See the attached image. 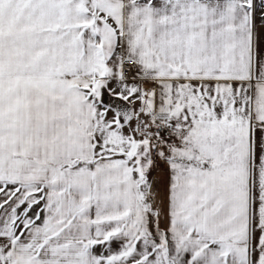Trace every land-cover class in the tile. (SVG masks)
Returning a JSON list of instances; mask_svg holds the SVG:
<instances>
[{
  "label": "snow or ice",
  "instance_id": "6c2138e0",
  "mask_svg": "<svg viewBox=\"0 0 264 264\" xmlns=\"http://www.w3.org/2000/svg\"><path fill=\"white\" fill-rule=\"evenodd\" d=\"M0 264H264V0H0Z\"/></svg>",
  "mask_w": 264,
  "mask_h": 264
}]
</instances>
